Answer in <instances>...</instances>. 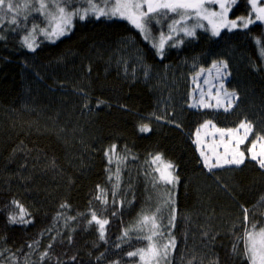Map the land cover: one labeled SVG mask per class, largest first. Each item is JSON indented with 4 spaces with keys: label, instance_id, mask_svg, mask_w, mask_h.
Returning a JSON list of instances; mask_svg holds the SVG:
<instances>
[{
    "label": "trees",
    "instance_id": "1",
    "mask_svg": "<svg viewBox=\"0 0 264 264\" xmlns=\"http://www.w3.org/2000/svg\"><path fill=\"white\" fill-rule=\"evenodd\" d=\"M23 2L13 0L16 24L14 13L0 12V264H136L128 253L147 241L134 227L153 214L157 240L176 241L169 264H248L245 232L264 227V169L248 156L264 137V25L196 31L178 46L168 41L161 57L128 21L78 14L67 35L38 36L31 51L25 35L46 18ZM250 9L237 0L229 18ZM156 15L152 38L174 18ZM220 61L234 106L193 110L190 76ZM208 120L223 129L251 124L243 164L203 166L193 137ZM156 155L173 165V189L159 180ZM17 204L28 223L9 222L19 220ZM93 212L108 220L103 240L89 224Z\"/></svg>",
    "mask_w": 264,
    "mask_h": 264
},
{
    "label": "snow or ice",
    "instance_id": "2",
    "mask_svg": "<svg viewBox=\"0 0 264 264\" xmlns=\"http://www.w3.org/2000/svg\"><path fill=\"white\" fill-rule=\"evenodd\" d=\"M38 3L39 7L36 11L40 12L43 15L49 17V28L42 29L41 32L46 37L52 39H58L60 36L65 35L67 30L70 28L72 23V18L79 13L77 11H66L65 7L61 6L60 3H54L53 7L55 11H50L48 0H35ZM91 4L92 10L99 16H108L109 18L118 17L120 19H126L130 24H132L144 37L145 40L149 39L150 36V22L153 19L157 18L156 14H159L160 17L166 16L168 13L174 14V17H178V19L173 18L172 23L168 26L169 32L167 35H161L158 43H153V47L157 49V54L161 57L163 56L165 44L168 41L174 40L173 34H179L183 32V34L187 37L195 36V28L204 27L202 24H195L193 27L189 28L187 26V20L196 18L198 20H207L208 24L211 25V32L213 36L220 35L221 28H227L229 31L236 28L238 26L237 20H229L228 12L231 10V6L236 4L237 0H210L211 3H215L219 5L220 11H210L207 9L204 4L205 0H114V3L110 6L106 5L105 7H98L96 4ZM249 3L252 4L253 9L257 12L256 20L264 21V7H257L256 0H249ZM25 8L30 7V4L25 3ZM19 5L14 4L13 0H0V12L14 13V15L10 18V22L12 24H16L17 20L15 18V14H18ZM85 18L84 15H80V19L83 20ZM240 21L243 22L242 26L244 28L248 27L249 23H252L251 19L245 20L243 17L239 18ZM178 25H183V27H177ZM35 31V29H33ZM55 39H52V42H55ZM183 41L174 42L170 46H178L179 43ZM23 43L25 46L31 50L35 51V41L30 40L29 36H25ZM213 68L216 69L217 75L221 74V69H226L228 66L223 61L220 62V66L217 64H213ZM204 70L201 69V72ZM199 75V74H198ZM195 83V78L194 81ZM208 83V81H205ZM224 85L221 83L219 85V89H223ZM217 90L216 94L213 95L211 92V88L207 95L211 100H215V105L206 101L204 99L205 93H201L200 99L194 103L189 105V107H202V108H212L215 107L217 109L223 108L224 111H229L232 106V101L227 99L230 95L232 97L235 96V93L228 94L225 92V97H221L220 90ZM203 128H209L215 130V132L220 134L221 143L224 144V154L223 157H219L215 163L210 162V158L205 156L204 152L201 151V156L204 158L205 167H208L211 171L212 168L223 166L221 164V159L223 160V164H233L240 165L244 163V152L240 151L239 146L242 144L247 138L248 133L251 131V124L247 122H241L239 128H217L215 124L212 123L211 120L205 121V123L201 126ZM239 129H244L245 134L242 137H238L235 139L234 146L229 149V144L232 143V138L234 135L239 132ZM141 131H148L147 126H143ZM200 130L197 129V136L199 137ZM228 136L229 140L227 143L224 142V137ZM259 139L264 140V137H260ZM199 143V141H194ZM256 148V142L252 143L251 148L248 151L251 153V159L257 161L261 168H264V152L261 154H257L253 149ZM215 152V149H213ZM110 152L115 154V145L112 146ZM109 155V153H106ZM230 157V158H228ZM111 157L109 159V163H111ZM154 164L157 162L162 163V167H157L155 171L159 173V180L168 184H174L178 178L174 176V173L170 171L173 168L171 163H163L162 157L160 155H156L152 161ZM119 178V170H117V179ZM118 186V185H117ZM100 199V197H97ZM103 203H107V200H103ZM17 207L20 208L21 215L19 216V220L15 215L9 217L10 223H28L29 221H25L24 219V209L17 204ZM62 207H66V205H62ZM159 211V209H157ZM173 215L171 217L170 223L175 220V209H172ZM245 220H247V210L245 209ZM95 223L98 226L99 238L103 240L105 238V226L108 224L107 219L99 218L95 212L92 213L91 219L89 220V224ZM140 224L142 226L149 227L151 232L150 235L144 237L147 241H149L147 247L140 248L135 252H129L128 255L130 257L139 256L141 261L145 260V256H148L147 264H169L168 257L170 252L175 249V238L171 237L169 233V237H171L167 244L158 245L153 237L156 235H160V225L157 222V218L155 214L151 217L145 215L141 218ZM256 225H252V229H255ZM127 232H125V236H127ZM245 247H244V255L248 260V264H264V227H260L258 231L248 230L245 232L244 236ZM31 247V246H30ZM51 247V245H49ZM48 255L47 252L43 253L41 259ZM75 259V257H73Z\"/></svg>",
    "mask_w": 264,
    "mask_h": 264
},
{
    "label": "rangeland",
    "instance_id": "3",
    "mask_svg": "<svg viewBox=\"0 0 264 264\" xmlns=\"http://www.w3.org/2000/svg\"><path fill=\"white\" fill-rule=\"evenodd\" d=\"M60 1H61V3L59 2V0H48V3H49V9L48 10L55 11V9L53 7V4L54 3H60L61 6L65 7L66 11H77L78 12V10H80V12H79L80 15L86 16V14H93L94 16H97L95 14V12L92 10L91 4H90L89 0H85L83 2V4L85 5V6H83V8L82 7H78V6L73 8V7H70V5H63V2L65 3V2H67V0H60ZM91 2L94 3V4H96L98 7H105L106 5L110 6L111 4H113L114 3V0H91ZM25 3H26V0H24V2H23L22 5H25ZM27 3L30 4V7L29 8H31V7L34 6V8L31 9L32 11L38 12V11H36V9L39 7V5H38V3L35 2V0H27ZM256 3H257V7H264V0H256ZM249 4H250V8H251L250 9V12H249L248 16L243 17V18L245 20L251 19L252 21H254V23L255 22H258V23H261V24L264 25V21L256 20L257 12L253 9L252 4L251 3H249ZM204 6L207 9H209L210 11H216V12H219L220 11L219 5L218 4H215V3H211L210 0H205ZM23 8H25V7H23ZM229 12H228V19L229 20H232V19L229 18ZM172 15H174V14H172ZM44 16L46 18V24H45L46 26L44 28H41V29L35 31V32L31 30L27 35H25V36H29L30 40H34L35 41V39L38 36H41V37L45 38L48 41H52V39H55V38L50 39V38L46 37L45 35H43L42 32H41L42 29H48L49 28V17H47L46 15H44ZM174 18L178 19V17H174ZM239 18H241V17H239ZM239 18L233 19V20H237L238 21V26L236 28H234V29H237V28H240V27L244 28L242 26L243 22L240 21ZM74 20L75 19H74V16H73L71 26L67 30V32H66L65 35H67V33L69 32V30L71 29ZM121 20L128 21L126 19H121ZM172 20H173V18H172ZM172 20H170L171 21L170 24L172 23ZM186 23H187V26L189 28L193 27L197 23L204 25V27H197V28H195V33H196V31H208L209 33L212 34V32H211V25L208 24V21L207 20H198L196 18H193V19L187 20ZM252 23H249L248 25H250V24L252 25ZM177 27L178 28L179 27H183V25H178ZM221 30H228V29L227 28H221L220 31ZM168 32H169V28H168L167 34H168ZM65 35H62L60 37H63ZM161 35L162 34L157 35L156 38H152L151 35H150L148 41L150 42L151 45H153V43H158ZM173 35H174V39H176L177 42L178 41H181L183 39H186V38H190V37L185 36L183 34V32H180L178 35L177 34H173ZM55 40H57V39H55ZM179 44H181V43H179ZM220 62H214V63L217 64V66H220ZM214 63H212L207 68H200V67H198L196 69L195 73L190 76L191 92H190V98L188 100L189 101V105L196 103L200 99L202 92L205 93L204 99L206 101H209L213 105H215V100H211L210 97L207 95V93L209 92V89L211 88L212 94L215 95L216 92H217V90L219 89V85L221 83H223V85H224V88L223 89H219L222 98L225 97V92L228 93V94H231L232 93L230 91H227L226 88H225V83L227 82V80L229 78V74H228L227 68L226 69H223L222 68L221 69V74L218 76L216 69L212 67ZM201 69H203L204 71L201 72ZM194 78H195V83L193 82L194 81ZM205 81H208V83H205ZM227 99H230L232 101V106H231V108H232L234 106L235 102H236V96L232 97V96L229 95L227 97ZM190 108H192L193 110L194 109H208V108H202V107H190ZM211 109L224 111L223 108L217 109L215 107H212ZM199 130H200L199 137L197 136V131L194 134L193 144H194V146L196 148V152L198 153L199 158H200L203 166L205 167L204 158L201 156V151L204 152L205 156H207V157L210 158V162L211 163H215L216 160L219 157H223V154H224L225 149H224V144L221 143L220 134L217 133V132H215L214 129H212L211 127H209V128L200 127ZM250 133H251V131L248 133L247 138H249ZM244 134H245V130L244 129H239V132H237L234 135V137L232 138V143L229 144V149H231L234 146L235 139L238 138V137L244 136ZM247 138L245 139V141L242 144H240L239 149H240V147L243 144H245V142L247 141ZM223 139H224V142L227 143L228 140H229V137L228 136H225ZM197 140L199 141V143L194 142V141H197ZM255 142H256V148L253 149V151H255L259 155L262 152H264V140H261V139L258 138ZM251 146H252V144H251ZM251 146H250V148H251ZM213 149H215V152L213 151ZM248 156H249L250 160H252L251 159V153L249 151H248ZM228 158H230V157H228ZM244 159H245V156H244ZM163 163H166V162L163 161ZM221 164L223 166L212 168L211 171L214 170V169H217L218 170V168H222V167L237 166V165H233V164H223V160L222 159H221ZM155 166H156V168L157 167H162V163L161 162H157L155 164ZM205 168L208 171H210L208 167H205ZM170 171H172V169ZM157 175H159L158 172H157ZM166 184L169 185L171 187V189H173L174 186H175V183L174 184H168V183H166ZM148 216L151 217L152 215H148ZM142 217L143 216H141V218ZM138 225H136V227H134V228H137V233L140 234V238H144L145 236L151 234V232L149 230V227L142 226L140 224V221H139ZM153 240L158 245L167 244V243H162L161 244L157 240V235L153 237ZM148 243H149V241H147V245H148ZM147 245L145 247H147ZM136 259H137V263L136 264H147L148 256L147 255L145 256V260L144 261H141V259H140L139 256H137ZM162 264H163V262H162Z\"/></svg>",
    "mask_w": 264,
    "mask_h": 264
}]
</instances>
